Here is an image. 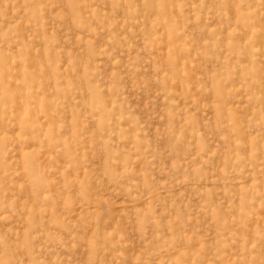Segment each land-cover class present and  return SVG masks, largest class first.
<instances>
[{
  "label": "rangeland",
  "instance_id": "1",
  "mask_svg": "<svg viewBox=\"0 0 264 264\" xmlns=\"http://www.w3.org/2000/svg\"><path fill=\"white\" fill-rule=\"evenodd\" d=\"M263 94L264 0H0V264H264Z\"/></svg>",
  "mask_w": 264,
  "mask_h": 264
},
{
  "label": "bare ground",
  "instance_id": "2",
  "mask_svg": "<svg viewBox=\"0 0 264 264\" xmlns=\"http://www.w3.org/2000/svg\"><path fill=\"white\" fill-rule=\"evenodd\" d=\"M142 15V14H141ZM149 17V16H148ZM163 26V25H162ZM200 71V70H199ZM198 73V72H197ZM204 78H205V76H204ZM261 92H263V90L261 91ZM264 95V94H263ZM261 103H263V102H261ZM260 104V103H259ZM259 106V105H258ZM248 137V136H247ZM228 140V139H227ZM232 142V141H231ZM19 150V149H18ZM79 211V210H78Z\"/></svg>",
  "mask_w": 264,
  "mask_h": 264
}]
</instances>
